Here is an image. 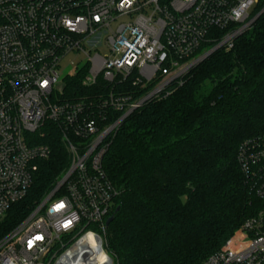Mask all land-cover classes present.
Listing matches in <instances>:
<instances>
[{"label": "built area", "instance_id": "built-area-1", "mask_svg": "<svg viewBox=\"0 0 264 264\" xmlns=\"http://www.w3.org/2000/svg\"><path fill=\"white\" fill-rule=\"evenodd\" d=\"M259 2L0 0V220L27 196L38 162L51 156L40 143L46 122L61 128L70 157L53 191L0 240V264H100L86 238L105 253L101 264H113L106 222L120 193L102 166L107 141L145 101L182 84L217 33V46L232 48ZM93 43L104 44L107 54L86 50ZM72 52L82 53L84 63L61 78V62ZM84 68L88 85L132 78L134 85L156 86L137 101L114 87L98 100L61 101L64 79ZM115 114L121 117L111 121ZM238 162L264 197V139L245 141ZM202 264H264V210Z\"/></svg>", "mask_w": 264, "mask_h": 264}, {"label": "trees", "instance_id": "trees-1", "mask_svg": "<svg viewBox=\"0 0 264 264\" xmlns=\"http://www.w3.org/2000/svg\"><path fill=\"white\" fill-rule=\"evenodd\" d=\"M264 9V0L251 19ZM217 40L198 54L212 50ZM87 70L66 77L61 101L98 100L113 87L137 101L156 82L132 78L85 84ZM121 114L112 115L116 121ZM40 143L51 150L38 162L27 196L0 220V240L63 179L70 157L56 122H46ZM264 139V14L190 70L182 84L145 101L107 141L103 169L119 191L109 217L105 249L113 264H202L220 251L244 222L264 210L254 180L244 176L240 146ZM87 229H95L90 224Z\"/></svg>", "mask_w": 264, "mask_h": 264}, {"label": "rangeland", "instance_id": "rangeland-1", "mask_svg": "<svg viewBox=\"0 0 264 264\" xmlns=\"http://www.w3.org/2000/svg\"><path fill=\"white\" fill-rule=\"evenodd\" d=\"M95 43L98 42L99 44V37H96L94 39ZM86 44L84 45L86 47V50H91L92 54L99 53L100 55L104 56L107 54V49L104 44L101 45H95L96 48L94 49V44ZM85 60V56L82 53L72 52L69 55H67L61 62V69L62 72L61 78L66 76L69 71L76 68L77 66H82Z\"/></svg>", "mask_w": 264, "mask_h": 264}, {"label": "water", "instance_id": "water-1", "mask_svg": "<svg viewBox=\"0 0 264 264\" xmlns=\"http://www.w3.org/2000/svg\"><path fill=\"white\" fill-rule=\"evenodd\" d=\"M264 14V9L255 17L251 20V22L249 23L248 28H250L254 22H256L261 15ZM219 48H221L220 46H217L215 48H213L212 50L208 51L206 54H204L199 60H197V62H195V64L192 66L193 68L196 67L197 65H199L201 62H203L205 59H207L212 53H214L216 50H218ZM119 211V208H117V210L115 211V214L112 215L111 217L108 218L107 222H106V226L109 227V225L113 222V220L115 219V215L116 213Z\"/></svg>", "mask_w": 264, "mask_h": 264}, {"label": "bare ground", "instance_id": "bare-ground-1", "mask_svg": "<svg viewBox=\"0 0 264 264\" xmlns=\"http://www.w3.org/2000/svg\"><path fill=\"white\" fill-rule=\"evenodd\" d=\"M89 240H90V242H92V243H91V244H92L91 246H93V248H94L92 251H93V252H96V253H95V254H96V259H95V261H98V262H101V263L104 262V259L106 258L105 253L100 252V251L98 250V246H99V245H98V244L95 245V243L93 242V240L91 241V239H89V238H88V239H87V238L85 239L86 242H87V241L89 242ZM82 251H83V250H80V251L77 250L78 253H80V252H82ZM101 263H100V264H101Z\"/></svg>", "mask_w": 264, "mask_h": 264}]
</instances>
